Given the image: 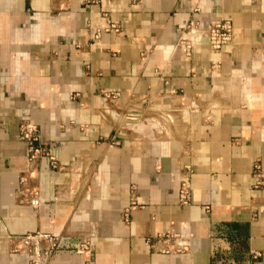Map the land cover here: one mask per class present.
Returning <instances> with one entry per match:
<instances>
[{
	"label": "crops",
	"instance_id": "obj_1",
	"mask_svg": "<svg viewBox=\"0 0 264 264\" xmlns=\"http://www.w3.org/2000/svg\"><path fill=\"white\" fill-rule=\"evenodd\" d=\"M25 121L57 168L28 169ZM35 229L60 235L45 264H264V0H0V264H26L8 235ZM166 230L187 248L161 251Z\"/></svg>",
	"mask_w": 264,
	"mask_h": 264
},
{
	"label": "built area",
	"instance_id": "obj_2",
	"mask_svg": "<svg viewBox=\"0 0 264 264\" xmlns=\"http://www.w3.org/2000/svg\"><path fill=\"white\" fill-rule=\"evenodd\" d=\"M97 29L91 34L95 37ZM232 23L229 18H220L215 21L209 22L203 33L205 40L213 51H219L224 45L228 44L231 40ZM192 35L189 37L181 38L179 45L185 52L188 51L192 45ZM18 137L24 142L25 156L27 160V167L32 168L35 160L39 156H44L47 159L50 168L58 167V156L56 148L53 146H45L39 141V134L36 131L34 123L25 121L19 124ZM259 164L254 163L253 168L258 169ZM191 169L188 164L183 165L182 175L178 180L176 189L177 201L180 204H186L190 197V183L189 173ZM28 173H21L18 175V184L16 186V195L23 201H28L32 205H36L37 199L33 196L36 191L32 189L28 183ZM134 185H130V196L128 202L121 209L122 220L128 222V212L134 206H141L137 202L134 193ZM207 209V206H204ZM10 240V250L22 253L25 256L26 264H45V261L54 253L60 246V235L52 231H43L39 229L26 231L22 234L8 235ZM156 241L164 243L161 251H183L188 245V235L182 236L178 232L163 231L156 235ZM171 241L173 246H169L168 242ZM74 251H89L90 243L87 237H83L78 241L77 245L73 248ZM225 264H236L234 261L229 260Z\"/></svg>",
	"mask_w": 264,
	"mask_h": 264
},
{
	"label": "rangeland",
	"instance_id": "obj_3",
	"mask_svg": "<svg viewBox=\"0 0 264 264\" xmlns=\"http://www.w3.org/2000/svg\"><path fill=\"white\" fill-rule=\"evenodd\" d=\"M165 119H167V121L169 120V122H173V121H172L173 118H169V117L166 118V117H165ZM127 120H133V119H131V118H129V119H128V118H124L121 124H126L125 122H128ZM163 122H164V121H163ZM123 127H124V126H123ZM122 129H123V128H122Z\"/></svg>",
	"mask_w": 264,
	"mask_h": 264
}]
</instances>
